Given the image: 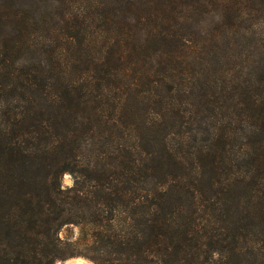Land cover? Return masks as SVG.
Segmentation results:
<instances>
[{
    "label": "trees",
    "instance_id": "1",
    "mask_svg": "<svg viewBox=\"0 0 264 264\" xmlns=\"http://www.w3.org/2000/svg\"><path fill=\"white\" fill-rule=\"evenodd\" d=\"M74 258L264 264V0H0V264Z\"/></svg>",
    "mask_w": 264,
    "mask_h": 264
},
{
    "label": "rangeland",
    "instance_id": "2",
    "mask_svg": "<svg viewBox=\"0 0 264 264\" xmlns=\"http://www.w3.org/2000/svg\"><path fill=\"white\" fill-rule=\"evenodd\" d=\"M210 22V23H209ZM208 23V25H207V27L206 28H213L215 25V23H212L211 22V20L209 21ZM63 184H64V186L65 187H70V186H72L73 185V179L71 178V176L70 175H66L65 177H64V179H63ZM84 259V258H83ZM86 260V259H85ZM88 261V260H87ZM67 261H65V262H58V263H60V264H62V263H66ZM90 262V261H89ZM91 263V262H90ZM91 264H93V263H91Z\"/></svg>",
    "mask_w": 264,
    "mask_h": 264
},
{
    "label": "bare ground",
    "instance_id": "3",
    "mask_svg": "<svg viewBox=\"0 0 264 264\" xmlns=\"http://www.w3.org/2000/svg\"><path fill=\"white\" fill-rule=\"evenodd\" d=\"M60 263H56V264H60ZM62 264H91V263L89 261L83 259V258H74V259H70L66 263H62Z\"/></svg>",
    "mask_w": 264,
    "mask_h": 264
}]
</instances>
